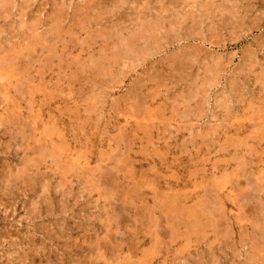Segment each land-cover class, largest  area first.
<instances>
[{
  "label": "rangeland",
  "instance_id": "obj_1",
  "mask_svg": "<svg viewBox=\"0 0 264 264\" xmlns=\"http://www.w3.org/2000/svg\"><path fill=\"white\" fill-rule=\"evenodd\" d=\"M0 9V264H264V0Z\"/></svg>",
  "mask_w": 264,
  "mask_h": 264
},
{
  "label": "bare ground",
  "instance_id": "obj_2",
  "mask_svg": "<svg viewBox=\"0 0 264 264\" xmlns=\"http://www.w3.org/2000/svg\"><path fill=\"white\" fill-rule=\"evenodd\" d=\"M101 1H103V0H101ZM211 1V0H210ZM2 2V1H1ZM4 2V1H3ZM106 2V1H105ZM5 4H6V2H5ZM5 6V5H4ZM7 6V5H6ZM1 10V9H0ZM60 11V10H59ZM59 13V12H58ZM2 14V13H1ZM4 14V13H3ZM152 18V17H151ZM94 19V18H93ZM155 19H157V18H154V20ZM153 20V21H154ZM159 20V19H158ZM157 22V21H156ZM148 23V22H147ZM146 23V24H147ZM59 24V23H58ZM157 24V23H156ZM155 24V25H156ZM162 24V23H161ZM149 25V24H148ZM151 25V24H150ZM149 25V26H150ZM52 26V25H51ZM143 26V25H142ZM157 26H158V24H157ZM157 26H155V27H157ZM37 27V26H36ZM147 27V26H146ZM151 27V26H150ZM149 27V28H150ZM153 27V26H152ZM159 27V26H158ZM157 27V28H158ZM34 28V27H33ZM156 28V29H157ZM4 29V28H3ZM31 29H32V27H31ZM35 29V28H34ZM83 29V28H82ZM146 29V28H145ZM37 31H38V29H36ZM55 30V29H54ZM56 30H58L57 28H56ZM144 30V29H143ZM153 30L155 31V28L153 27ZM152 30V33H155L154 31ZM34 31V30H33ZM36 31V32H37ZM50 31V30H49ZM136 31V30H135ZM148 32V31H147ZM158 32V31H157ZM165 32V31H164ZM49 33V32H48ZM138 33H139V31H138ZM144 33V32H143ZM150 33H151V31H150ZM34 34V33H33ZM38 34V33H37ZM135 34V33H134ZM133 34V35H134ZM141 34V33H140ZM146 34V33H145ZM139 35V34H138ZM154 35V34H153ZM135 37V36H134ZM31 38V37H30ZM33 38H34V36H33ZM45 39H47V37H44ZM121 38V37H120ZM142 38V37H141ZM149 38V37H148ZM147 38V39H148ZM29 39V38H28ZM43 39V38H42ZM137 39L139 40V38L137 37ZM136 39V40H137ZM146 39V38H145ZM158 39V38H157ZM31 40H32V38H31ZM141 40V39H140ZM149 40V39H148ZM153 40H155V39H153ZM117 41V40H116ZM125 41V40H124ZM142 41H144V40H142ZM152 41V40H151ZM151 41H149V42H151ZM33 42V41H32ZM44 42H45V40H44ZM119 42V41H118ZM139 42V41H138ZM123 43V42H122ZM148 43V42H147ZM39 44V43H38ZM41 44V43H40ZM149 44V43H148ZM5 45V44H4ZM49 45V44H48ZM47 45V46H48ZM128 45V44H127ZM30 46L32 47V49L33 48H35V47H33L34 45L33 44H30ZM119 46H120V44H119ZM140 46V45H139ZM39 47H40V45H39ZM51 47V46H50ZM122 47H123V45H122ZM127 47V46H126ZM27 48V47H26ZM41 48H42V46H41ZM124 48V47H123ZM128 48V47H127ZM136 48V47H135ZM12 49V48H11ZM129 49V48H128ZM132 49V48H131ZM7 50V49H6ZM21 50V49H20ZM42 50V49H41ZM122 50V49H121ZM134 50V49H133ZM136 50V49H135ZM134 50V51H135ZM13 51V50H12ZM34 51V50H33ZM40 51V50H39ZM22 52V51H21ZM23 52H24V49H23ZM51 52V51H50ZM25 53V52H24ZM37 53H38V51H37ZM42 53V52H41ZM7 54V53H6ZM12 55L14 54V53H11ZM1 56V55H0ZM14 56V55H13ZM13 56H11V57H8L7 59H2L3 60V62L4 63H7L6 65H8V64H11L12 65V63H13V61L14 60H19L20 59V57H13ZM15 56H17V55H15ZM20 56H22V55H20ZM120 56V55H119ZM29 57V56H28ZM58 57V56H57ZM50 58V57H49ZM22 61V60H21ZM28 62V61H27ZM1 63V62H0ZM27 66V65H26ZM34 66V65H33ZM7 67V66H6ZM43 67V66H42ZM1 76V75H0ZM19 76V75H18ZM5 79V78H4ZM2 80V79H1ZM4 84V83H3ZM16 86H18L19 87V85H16ZM5 89V88H4ZM22 90V89H21ZM17 91V90H16ZM18 92V91H17ZM19 92H20V90H19ZM23 92V91H22ZM10 102V101H9ZM1 104V103H0ZM16 112V111H15ZM40 112V111H39ZM6 113V112H5ZM34 116V115H33ZM11 117V116H10ZM8 118V117H7ZM15 118V117H14ZM17 120V119H16ZM0 121H2V119H0ZM5 121H7V120H5ZM34 123V122H33ZM32 123V124H33ZM0 125H2V124H0ZM49 126V125H48ZM48 129V128H47ZM46 129V130H47ZM41 133V132H40ZM59 133V132H58ZM47 135V134H46ZM36 137V136H35ZM43 137V136H42ZM259 139V138H258ZM39 140V139H38ZM52 140V139H51ZM48 150V149H47ZM44 152V151H43ZM29 157V156H28ZM46 157V156H45ZM34 158V157H33ZM81 158V157H80ZM68 159V158H67ZM236 159V158H235ZM51 160V159H50ZM53 160V159H52ZM61 160V159H60ZM36 161V160H35ZM59 161V160H58ZM28 164V163H27ZM68 164V163H67ZM25 165V164H24ZM53 165V164H52ZM55 165V164H54ZM73 166V165H72ZM56 168V167H55ZM263 168V167H262ZM27 169H28V167H27ZM57 169V168H56ZM70 169V168H69ZM77 169V168H76ZM84 169V168H83ZM230 169V168H229ZM38 170V169H37ZM51 170V169H50ZM74 170V169H73ZM98 170V169H97ZM59 171V170H58ZM226 172V171H225ZM232 172V171H231ZM241 174V173H240ZM252 175V174H251ZM232 176V175H231ZM29 177V176H28ZM88 177V176H87ZM217 178V177H216ZM230 178V177H229ZM235 178V177H234ZM239 178V177H238ZM263 178V177H262ZM255 179V178H254ZM71 181V180H70ZM89 181V180H88ZM249 181V180H248ZM251 181V180H250ZM253 182H255V181H253ZM226 183V182H225ZM231 183V182H230ZM255 184H257V183H255ZM96 187V186H95ZM256 187V186H255ZM255 187H253V189L255 188ZM258 188V187H257ZM214 189V188H213ZM247 189V188H246ZM226 190V189H225ZM256 190V189H255ZM261 190V192H262V188L260 189ZM227 191V190H226ZM216 192V191H215ZM232 192H234V191H232ZM246 192V191H245ZM214 193V192H213ZM212 193V194H213ZM236 193V192H235ZM241 193V192H240ZM251 193H253V192H251ZM211 194V195H212ZM254 194V193H253ZM206 195V194H205ZM214 195V194H213ZM225 195V194H224ZM245 195H247V194H244L243 196H245ZM210 196V195H209ZM215 196V195H214ZM251 196H253V195H251ZM256 196V195H255ZM255 196H253V197H255ZM232 197H233V195H232ZM241 197V196H240ZM247 198H248V196H246ZM246 197H243L242 199H244V198H246ZM238 197H236V199H237ZM256 198H258V195H257V197ZM204 199H205V197H204ZM220 199V198H219ZM239 199V198H238ZM237 199V200H238ZM254 199V198H253ZM213 200V199H212ZM215 200V199H214ZM228 200V199H227ZM233 200V199H232ZM248 200H250L251 201V199H248ZM239 202H240V200H239ZM247 202V201H246ZM249 202V201H248ZM219 203V202H218ZM222 203V202H221ZM238 203V202H237ZM241 203V202H240ZM213 204H214V202H213ZM205 205V204H204ZM215 205V204H214ZM235 205V204H234ZM37 206V205H36ZM184 206V205H183ZM200 206V205H199ZM242 206V205H241ZM262 206V205H261ZM175 207V206H174ZM194 207V206H193ZM217 207V206H216ZM245 207V206H244ZM208 208V207H207ZM219 208V207H218ZM202 210V209H201ZM200 210V211H201ZM262 210H263V208H262ZM208 211V210H207ZM201 212H203L204 214L206 213V210H204V211H201ZM201 212H197L198 213V215L200 214L201 215ZM261 212V211H260ZM242 214V213H241ZM261 214H264V213H261ZM195 215V214H194ZM214 215V214H213ZM207 216V215H206ZM210 216H212V215H210ZM264 216V215H263ZM184 217V216H183ZM186 217V216H185ZM201 217H202V215H201ZM204 217V216H203ZM209 219V218H208ZM261 219H263L264 220V217H261ZM111 220V219H110ZM211 220V219H210ZM234 220V219H233ZM212 221V220H211ZM217 222V221H216ZM220 222V221H219ZM261 223V222H260ZM194 224V223H193ZM205 224V223H204ZM218 224V223H217ZM216 224V225H217ZM220 224H222V222L220 223ZM261 225V224H260ZM197 226V225H196ZM261 226H263V224L261 225ZM191 227V226H190ZM262 228V227H261ZM198 229V228H197ZM221 230V229H220ZM258 230V229H257ZM195 231H197V230H195ZM219 231V230H218ZM261 231V230H260ZM227 232V231H226ZM225 232V233H226ZM263 233V232H262ZM181 235V234H180ZM225 236V235H224ZM218 237H219V235H218ZM221 237V236H220ZM163 238V237H162ZM259 240V238L257 239V241ZM161 241V240H160ZM261 242V241H260ZM252 246V245H251ZM153 248V247H152ZM259 249H260V247H258ZM252 250V249H251ZM93 253V252H92ZM261 253V252H260ZM95 254V253H94ZM107 256V255H106ZM218 260V259H217ZM261 262V261H260ZM106 263V262H105ZM136 263V262H135ZM255 263V262H254ZM258 264V263H257ZM261 264V263H260Z\"/></svg>",
  "mask_w": 264,
  "mask_h": 264
}]
</instances>
